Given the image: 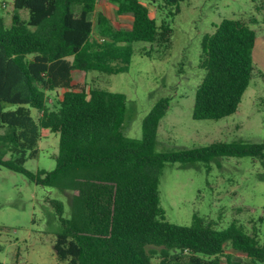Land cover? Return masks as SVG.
Returning a JSON list of instances; mask_svg holds the SVG:
<instances>
[{"label": "trees", "instance_id": "16d2710c", "mask_svg": "<svg viewBox=\"0 0 264 264\" xmlns=\"http://www.w3.org/2000/svg\"><path fill=\"white\" fill-rule=\"evenodd\" d=\"M97 1L13 0L9 25L0 13V165L66 195L68 217L62 201L50 200L61 226L53 244L56 258L67 264H153L156 251L146 248L152 245L160 248L155 264H238L224 252L228 244L251 264H264V243L238 221L216 228L193 213L189 225L169 222L158 194L166 163L186 167L221 156H251L264 167V139L157 151L166 96L142 119L140 138L126 136V95L76 87L72 72H126L133 41L168 48L172 28L165 20L158 24L140 0H110L118 15L132 16L128 29L115 28L105 14L94 17ZM255 39V30L241 18H223L203 36L204 76L195 89L193 119L236 112L257 73ZM59 89L61 98L48 107L47 92ZM6 103L16 107L5 109ZM44 129L59 136L56 164L34 173L24 163L37 156Z\"/></svg>", "mask_w": 264, "mask_h": 264}, {"label": "rangeland", "instance_id": "374dc122", "mask_svg": "<svg viewBox=\"0 0 264 264\" xmlns=\"http://www.w3.org/2000/svg\"><path fill=\"white\" fill-rule=\"evenodd\" d=\"M159 24L165 20L172 28L168 48L145 41H133L128 71L107 74L100 71L72 72V84L86 89L100 87L126 95L124 134L140 138L141 123L160 97L169 106L157 130V151L201 147L213 142H260L264 139V0H140ZM13 0H0V13L10 24ZM177 9V10H176ZM110 0H99L103 12L118 29H128L131 14L116 13ZM24 17L26 14L24 13ZM223 18H241L256 32L252 50L257 73L252 76L240 104L231 115L220 119H193L195 89L204 76L200 66L201 42ZM152 46V48H151ZM63 89L47 92L48 107L61 98ZM16 105L5 104V109ZM32 115L39 112L32 109ZM47 136H43L46 134ZM36 157L24 167L34 173L55 167L58 134L43 131ZM8 157V155H6ZM159 203L169 222L189 225L196 213L216 228L238 221L247 232L264 243V167L251 156H221L210 163L197 162L182 167L166 163L160 176ZM51 199L63 202V216L70 206L66 195L42 186L19 172L0 165V260L5 264H67L53 250L61 229ZM153 264L159 261V247L149 245ZM225 253L238 264H251L245 254L228 244ZM224 260V257H223ZM224 264V263H222Z\"/></svg>", "mask_w": 264, "mask_h": 264}, {"label": "crops", "instance_id": "0c3cea01", "mask_svg": "<svg viewBox=\"0 0 264 264\" xmlns=\"http://www.w3.org/2000/svg\"><path fill=\"white\" fill-rule=\"evenodd\" d=\"M98 3H99V0L97 1V4H96V9H97V5H98ZM95 9V10H96ZM101 13H103V12H101ZM104 14V13H103ZM44 130H48V129H44ZM44 130H42V135H43V131ZM49 131V130H48ZM51 132V131H50ZM43 136H47V132H46V134H44ZM41 140V139H40ZM40 140H39V142H38V147H39V143H40Z\"/></svg>", "mask_w": 264, "mask_h": 264}]
</instances>
